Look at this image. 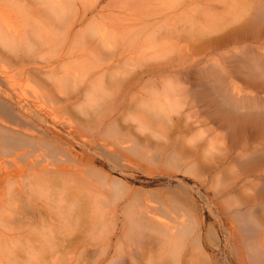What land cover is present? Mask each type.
Listing matches in <instances>:
<instances>
[{"label": "rangeland", "instance_id": "obj_1", "mask_svg": "<svg viewBox=\"0 0 264 264\" xmlns=\"http://www.w3.org/2000/svg\"><path fill=\"white\" fill-rule=\"evenodd\" d=\"M92 1L88 3L92 4ZM117 1L118 4L115 2L111 4L109 0H97L92 5L95 7H89L88 3L86 4V20L76 29L79 36L75 41L67 44L69 51H73L71 55L73 58L68 56L63 63L66 71L69 72L64 78L66 86L62 94L63 108L55 107L45 125L47 129L55 133L60 143L66 141L70 145L68 152L61 148L58 153H55L62 162L66 161L64 164H68V160L74 156L79 162L77 163L78 173L49 175L47 181L51 185L50 188L36 190L31 187L34 194L30 197L26 193L27 199H19L16 192H19L23 186H28L30 171L24 169L26 166L22 163L15 168V171H11V164H13L11 161L18 162L20 157H15L7 151L0 152V176L8 178L9 181L5 191L0 195V242L1 250L5 249L0 252V264L155 263L164 250L159 247L162 237L157 239L151 236L154 241L155 239L159 241L153 244L149 241L150 245L148 241H139L141 237L136 233H128L127 236L128 225L131 222L123 211L126 207L133 209L138 203L156 208V218L159 220H175L181 224L188 229L190 239L195 236V233H199L197 244L191 241L194 245L191 244L193 248H189L191 242L188 241L187 243H190L185 247L187 250L192 249V252H189H194V256L201 255L198 264H240L230 244V226L234 224L230 217L232 212L240 208L244 209L248 204L249 206L245 209L253 211L259 224L264 225V201L258 196L259 190L264 187L262 182L264 171L261 173L240 167L239 163L246 161L250 154L244 151L239 158L236 154H239L241 150L228 151L225 148L229 147L227 131L218 128L217 123L205 121L199 129L185 136L177 135V137L172 135L171 123L165 119H163V126L161 122L152 123V127L145 124L146 120H150L151 115L155 113L152 110L153 101L145 100L149 89L137 85L131 87L129 83L130 81L132 83L134 75L140 73L143 60L149 59L147 42H141L144 39L143 34L145 35V31L148 30L147 23L153 24L163 14L176 12L174 18L169 21L172 25L180 27L184 24V20L190 25H197L199 29L204 25V27L209 25L215 28L217 27L213 21L215 20L219 22H217L218 25L221 23L225 26L226 32L230 28L233 30L241 25L248 18L250 9L255 7L258 1L154 0V3L159 1V4L155 5L150 0ZM163 1L168 4L163 5ZM116 5L120 7L119 12ZM163 10L168 13L162 12ZM236 10L238 13L234 12L233 15L231 12ZM181 11H185L186 14ZM206 18H209L215 26ZM209 27L205 30H212ZM117 30L122 32L120 31L117 40L111 42L110 38ZM179 31L176 35L180 36L178 38L180 41L175 44V47L176 45L178 47L172 46V49L168 45H172L174 41H166L167 39L163 38L160 32L154 33L158 39L152 42L158 43L160 38H163L159 43L166 44L159 53L162 58L158 55L162 60L172 56L176 58L179 50H185L181 42L184 37L181 35L185 36L188 31L181 32V28ZM194 47L191 48L194 49ZM192 52L194 51L190 50L189 53ZM179 53L177 61L178 56L182 55ZM195 57L198 59V56L195 55ZM100 62L103 63L99 69L101 67L114 69L105 74L101 72L88 77L90 71L92 72L95 65ZM210 62L195 63L193 68L203 70L210 65ZM73 74H77V79L73 77ZM71 77H73L72 81H70ZM28 85V87H22V90L30 98L38 97L43 92L42 88L34 82ZM162 90L161 87L157 93L152 90V99L161 97ZM230 93V95L238 94L241 97L247 94V91L238 83L230 86ZM259 97L264 101V94ZM193 110L189 112L186 110L184 115L192 114ZM172 115L175 116V113ZM148 129L153 132V135ZM147 133L150 136H146ZM197 137L209 141L207 147L210 150L205 149L204 155L194 154L189 149L194 142L198 141H193ZM173 144H175L174 150H178L174 157L171 155L172 149L169 148ZM162 148L167 157L161 154ZM14 151L19 152L16 149ZM51 153L49 148L44 150L41 148L28 160L39 164L40 168L44 167L51 174L56 165ZM234 155L239 159H231ZM3 165L7 168L10 166L8 173L4 172ZM92 171L123 180V187L128 186L129 189H127L131 192H126L121 187L118 189L110 187V192L105 203L101 205V209L109 210L117 207L118 211L114 216L85 218V222L81 223L76 220V216L72 220L68 216L65 218L62 211L63 180L70 178L85 185L99 186L102 180L96 178ZM132 190H137V194H132ZM120 230L124 233L121 234ZM235 233L237 235V230ZM171 240L179 242L176 252L181 251V242L178 237ZM241 243H244L242 247H245L241 251L243 258H247V264H252L249 263L252 260L246 254L245 245L248 243L245 241ZM11 244L15 247L12 248ZM195 253L200 254L195 255ZM173 254H175L174 251L170 252L171 256ZM137 255L142 258L136 261L134 257ZM262 255L264 253L258 254V257L264 259ZM203 259L204 262H202Z\"/></svg>", "mask_w": 264, "mask_h": 264}, {"label": "bare ground", "instance_id": "obj_2", "mask_svg": "<svg viewBox=\"0 0 264 264\" xmlns=\"http://www.w3.org/2000/svg\"><path fill=\"white\" fill-rule=\"evenodd\" d=\"M88 1L90 2V0H0V152L7 151L14 154L15 157H20L18 162L11 161L13 163L11 164V171H15V168L21 166V163L26 166L24 169L30 171L29 175L31 177L30 181L27 182L28 186L25 185L19 189V192H16L19 199H27L28 195L26 193L31 197L34 194L31 187L36 188V190L50 188L51 185L47 181L49 175L69 173L76 175L78 173L79 165L77 166V163L79 164V162L74 156L68 160V164H64L66 161L62 162L57 156L61 148L68 152L70 145L66 141L60 143L55 133L47 129L45 125L55 107L58 109L63 108L64 98L62 94L63 88L66 86L64 85V78L69 73L63 63L66 57L71 56L73 53V51H69L67 44L70 41H75L79 36L76 29L77 26H82L86 20L87 8L85 6ZM96 1H92V4L88 3V6L95 7L92 5ZM257 1L258 4L250 9L251 12L249 11L248 18L241 25L233 30L230 28L226 32L225 26H222L221 23L218 25V21L215 20L213 21L217 27H213V29L210 26L212 28L210 31L205 30L206 27L208 29L209 25L204 27L205 25L202 24L203 27L200 30L197 25L191 24V26L184 20V24H181L180 27L172 25V22L169 21L177 14L173 10L174 13L163 14L153 24L150 22L152 27L150 23H147L148 30L145 31V35L143 34L144 39L141 42H147L146 49L149 51L147 53L149 59L147 61L146 59L143 60L140 73L132 77L134 79L132 83L130 81L129 85L149 89L145 100L148 102L153 101L152 110L155 113L151 115L150 120H146L145 124L152 127V123L159 124L161 122L163 126V119H165L171 123L172 135L177 137V135L185 136L199 129L205 121L217 123L218 128L227 131L229 147L226 146L225 148L228 151L241 150L239 154H236L239 158L242 157L240 154L244 151L250 154L246 161L239 163L240 167L262 173L264 171V101L259 95L264 94V4H262L264 2L261 0V3H259V0ZM109 2L118 4L117 0H109ZM150 2L155 5L159 1L154 3V0H150ZM165 4L168 3L164 2L163 5ZM115 7L119 12L120 7L118 5ZM153 9L155 10V8ZM234 12L236 13L237 10L231 13L234 15ZM206 19L209 20V18ZM210 22L213 25L212 21ZM179 28H181V32L188 31L185 36L181 35L184 37L181 42L185 50H179L180 53L178 52L182 54L178 56V61H180L176 60L178 53L176 58L172 56L162 60L159 53L166 47L164 46L166 44H160V40L166 38V41H174L172 45L170 44L171 46L168 45L172 49V46L175 47V44L180 41L178 39L180 36L176 35ZM120 31L117 30L112 34L111 42L119 38ZM155 32H160L163 37L160 38L158 43L152 42V40L158 39V36L154 34ZM192 46H195L194 49L191 48ZM176 47L178 46L176 45ZM190 50L194 52L189 53ZM195 55L198 56V59ZM71 57L73 58V56ZM209 61L214 63L211 64L210 62V65H207L203 70L202 68H193L195 63L207 64ZM102 63L95 65L96 67L87 76L91 77V75L101 72L105 74L114 69L112 67H101L99 69ZM96 69L99 70L94 71ZM73 77L77 79V74H73ZM73 77L70 81L73 80ZM162 78L165 79L160 80ZM30 82H34L42 88L43 92L40 95L37 94L38 97L30 98L23 93L22 87H28ZM238 83L245 88L247 94H243L241 97L238 94L230 95V86ZM159 87L163 88L162 96L152 99V90L157 93ZM186 110L188 112L193 110L192 114L184 115ZM239 110L244 111L240 112ZM172 113H175V116ZM148 130L153 135V132L150 129ZM146 136H150V134L147 133ZM199 137L193 139V141H198L194 142L189 149L194 154L204 155L205 149L210 150L207 147L209 141L207 142L205 138ZM250 143L251 145H249ZM174 147L175 144L169 147L172 149V157L178 151L174 150ZM41 148L42 150L49 148L52 151L51 156L56 161L51 174L44 167L40 168L39 164L28 160ZM14 149L19 152L15 153ZM163 151L164 148H162L161 154L167 157L168 155ZM22 156L26 157L23 158ZM237 157L234 155L231 159ZM9 167L4 166V172L8 173ZM97 172L92 171L96 178L102 180L99 186L85 185L70 178L63 180L64 204L62 211L65 218L68 216L72 220L76 216V220L81 223L82 221L85 222V218L95 216H101L102 218V216L117 214V207L109 210L101 209V205L105 203L110 192V187L115 189L121 187L126 192H131V190H128L129 188L126 185L128 189L123 187V180L106 176L101 172V174H98ZM8 182V178L0 176V195L5 191ZM137 192V190H132V194H137ZM258 194L259 198L261 197L260 199L264 201V187L259 190ZM247 206L249 205L247 204ZM245 208L237 209L232 212L230 217L234 222L230 226V244L233 254H235L240 264L248 263L247 258H243L241 252L243 248L245 249L244 246L242 247L244 243L241 242L245 241L248 243L245 245L246 254L252 260L249 263L262 264L264 259L259 258L258 254L264 253V225L259 224L253 211ZM123 214L131 222L128 225L127 236L130 233H136L141 237L138 239L139 241H148L152 244L162 237L159 247L164 250L161 249V254H159L161 252L159 250L160 258L152 264H198L201 255L194 256V252L191 253L192 249L187 250L185 247L191 241H195V244H197L198 237H200L198 236L199 233H195V236L190 239L188 229L175 220L162 221L157 219L156 208L148 204L138 203L133 209L126 207ZM235 230H237V235ZM120 232L121 234L124 233L123 230H120ZM136 234H134L135 237H137ZM151 236L157 239L154 241ZM174 237H178L181 242V251L177 250L176 252L179 242H172L171 239ZM188 241L190 242L187 243ZM192 242L189 248H193L191 247ZM184 248L185 250H183ZM173 251L175 254L171 256L170 252ZM199 254L195 253V255ZM138 258L142 257L137 255L134 260L137 261ZM202 262H204V259Z\"/></svg>", "mask_w": 264, "mask_h": 264}]
</instances>
